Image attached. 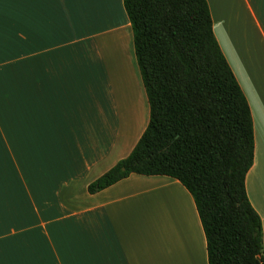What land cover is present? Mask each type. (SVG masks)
Instances as JSON below:
<instances>
[{
	"label": "crops",
	"instance_id": "crops-1",
	"mask_svg": "<svg viewBox=\"0 0 264 264\" xmlns=\"http://www.w3.org/2000/svg\"><path fill=\"white\" fill-rule=\"evenodd\" d=\"M207 3L251 111L245 188L264 247V0ZM148 119L122 0H0V264H208L177 179L131 173L87 191Z\"/></svg>",
	"mask_w": 264,
	"mask_h": 264
},
{
	"label": "trees",
	"instance_id": "trees-1",
	"mask_svg": "<svg viewBox=\"0 0 264 264\" xmlns=\"http://www.w3.org/2000/svg\"><path fill=\"white\" fill-rule=\"evenodd\" d=\"M149 119L130 153L87 185L131 173L177 179L191 195L208 264H264L245 176L253 163L248 101L213 33L207 0H122Z\"/></svg>",
	"mask_w": 264,
	"mask_h": 264
},
{
	"label": "rangeland",
	"instance_id": "rangeland-1",
	"mask_svg": "<svg viewBox=\"0 0 264 264\" xmlns=\"http://www.w3.org/2000/svg\"><path fill=\"white\" fill-rule=\"evenodd\" d=\"M168 194H169V196L173 197L171 204H172V209L174 210V212H177L176 209H177V206H178L179 207V212L183 213V207H182L181 203H179V201H178V197H179L178 193H168ZM149 205H152V203H150ZM157 207H160V206L157 205ZM157 210H159V209L157 208ZM178 215H179V213H178Z\"/></svg>",
	"mask_w": 264,
	"mask_h": 264
}]
</instances>
